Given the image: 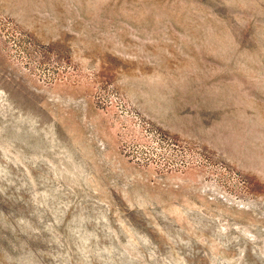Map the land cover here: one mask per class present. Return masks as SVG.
I'll use <instances>...</instances> for the list:
<instances>
[{
    "label": "rangeland",
    "instance_id": "rangeland-1",
    "mask_svg": "<svg viewBox=\"0 0 264 264\" xmlns=\"http://www.w3.org/2000/svg\"><path fill=\"white\" fill-rule=\"evenodd\" d=\"M0 264H264V0H0Z\"/></svg>",
    "mask_w": 264,
    "mask_h": 264
}]
</instances>
